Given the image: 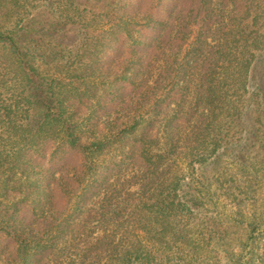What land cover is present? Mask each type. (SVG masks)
I'll return each mask as SVG.
<instances>
[{
	"label": "trees",
	"instance_id": "obj_1",
	"mask_svg": "<svg viewBox=\"0 0 264 264\" xmlns=\"http://www.w3.org/2000/svg\"><path fill=\"white\" fill-rule=\"evenodd\" d=\"M0 53V264H255L193 184L264 170V0H0Z\"/></svg>",
	"mask_w": 264,
	"mask_h": 264
},
{
	"label": "rangeland",
	"instance_id": "obj_2",
	"mask_svg": "<svg viewBox=\"0 0 264 264\" xmlns=\"http://www.w3.org/2000/svg\"><path fill=\"white\" fill-rule=\"evenodd\" d=\"M73 36L70 33L69 39H72ZM1 53L0 59L3 60ZM250 126L249 122L245 123L247 129H250ZM258 154L260 151L256 149L252 151V157L255 158ZM236 157L238 158V155L235 152L233 158L224 155L217 162L208 164L203 168L198 166L197 169L208 176L210 180H206L205 188L197 182L193 186H198L203 190L202 194H198L200 200L203 199L205 203L204 206L199 207V218L204 221L210 220L208 221L210 225L213 224V219L216 220L218 237L227 236L225 240L229 243L227 248L240 252L241 244L247 238L248 224L256 216H264V170L256 173L255 170L242 169L238 165V161H235L237 160ZM181 158L184 166H186L184 162L186 157L182 156ZM217 172H220L221 179L215 177ZM185 188V191H188V186ZM236 194L240 195L241 201L244 200L238 207L237 202L234 201ZM255 241L253 259H255V264H260L257 260L264 255V238L261 237ZM214 248L219 252L222 250L220 246H214ZM217 254L210 252L209 249L203 254V257H209L207 260L209 264H216L215 256ZM258 256L260 257L258 258Z\"/></svg>",
	"mask_w": 264,
	"mask_h": 264
}]
</instances>
